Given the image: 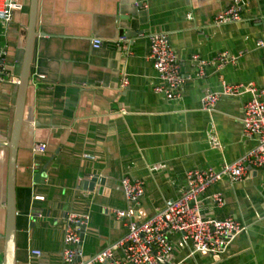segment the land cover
Segmentation results:
<instances>
[{
    "label": "crops",
    "instance_id": "1",
    "mask_svg": "<svg viewBox=\"0 0 264 264\" xmlns=\"http://www.w3.org/2000/svg\"><path fill=\"white\" fill-rule=\"evenodd\" d=\"M9 24L0 22V54L7 51L9 74L18 76L29 24L31 0ZM236 0H39L33 80L23 111L16 172L17 264H63L65 218L71 212L89 217L80 246L89 260L116 246L131 219L142 223L166 202L183 196L186 174L218 169L248 154L256 139L244 135V96H222L214 112L202 98L221 93L224 83L264 87V0L242 1L238 22L216 25V16ZM170 39L186 78L182 96L169 101L154 92L158 73L149 58V37ZM127 36L133 40L122 43ZM100 40L99 49L93 47ZM222 52L238 63L207 68L204 76L192 60ZM45 79H40V75ZM128 85L123 86V79ZM18 86L0 84V144H9L15 120ZM215 127L221 148H213ZM43 144L45 152L34 148ZM93 155L88 160L84 155ZM10 149L0 148V264H4ZM159 167V169H155ZM161 166V168H160ZM47 168L45 184L33 175ZM93 173L104 190L90 192L79 179ZM144 182L138 203L127 200L121 180ZM221 194L218 207L211 199ZM43 196L44 201L35 200ZM207 219L236 218L245 231L218 256L196 252L184 235L170 234L173 255L168 264H264V170H252L238 182L223 179L202 196ZM43 218H30L31 213ZM33 251H40L34 256ZM125 262L124 251L114 249Z\"/></svg>",
    "mask_w": 264,
    "mask_h": 264
},
{
    "label": "built area",
    "instance_id": "2",
    "mask_svg": "<svg viewBox=\"0 0 264 264\" xmlns=\"http://www.w3.org/2000/svg\"><path fill=\"white\" fill-rule=\"evenodd\" d=\"M22 9L19 0H0V22L9 24L14 14ZM242 1L236 0L232 6L219 13L215 18L216 25H225L238 22L241 19ZM122 43L133 41L127 36L120 38ZM150 55L153 66L158 73L159 83L154 92L165 96L169 101L179 100L182 96L186 78L181 72V63L173 49L170 39L164 34H154L149 37ZM100 40H94L93 47L99 49ZM264 46V42H259ZM7 51L0 54V84L9 82L19 84V78L8 72ZM192 60L199 69L200 75L206 74L207 68L214 66L222 69L226 66H235L238 56L222 52L217 56L207 59L199 54ZM45 79V75H40ZM128 85V79H123V86ZM249 99L244 104L243 129L244 135L256 139L257 146L240 159L232 163H225L220 168L206 170H193L186 174V187L183 196L166 202L163 210L152 218L139 223L132 220L131 211H115L118 218L131 219L127 224V234L116 246L109 248L89 260L81 258L80 246L82 243V228L89 223V217L71 212L65 218L63 264H122L116 259L114 249L124 251L125 262L128 264H168L173 255V245L169 240L170 234L184 235L195 245L196 252H204L213 256L223 254L231 242L245 231L236 218L229 216L224 220L207 219L203 216L202 196L217 182L229 179L232 182L243 180L252 170H264V87L255 83H224L221 93L206 95L202 98L203 109L209 113L214 112L222 96H244ZM209 142L213 148H221L215 127L209 131ZM36 152H45L46 146L39 144L34 148ZM88 160H96L93 155H84ZM161 168V166H160ZM159 167L157 166V168ZM99 176L86 173L80 177L81 185L91 182ZM124 194L128 201L138 203L145 195V185L142 180L125 176L121 180ZM212 201L218 207L225 205L221 194H213ZM35 200L44 201L43 196H36ZM43 218L42 213L33 212L30 218ZM34 256H40V251H33Z\"/></svg>",
    "mask_w": 264,
    "mask_h": 264
},
{
    "label": "water",
    "instance_id": "3",
    "mask_svg": "<svg viewBox=\"0 0 264 264\" xmlns=\"http://www.w3.org/2000/svg\"><path fill=\"white\" fill-rule=\"evenodd\" d=\"M38 2L39 0H31L30 10H29V24L26 28L27 35L24 46V54L21 64L20 74L17 76L19 78L18 86V100L15 107V120L13 126V132L11 136V141L8 144H0L1 147H7L10 149V163H9V178H8V198H7V223L6 232L3 236L5 241V251H4V264H17V253H16V218L18 216L17 206H16V172H17V153L19 147V140L21 136V131L24 123L23 111L26 102L27 93L29 91L30 85L33 80V67L35 58V40L37 37L41 36L38 29ZM33 175L34 184H45L47 178V168ZM104 180L95 178L91 182H84L82 188L95 192L99 186V191L104 190ZM86 227L82 228V239L85 234Z\"/></svg>",
    "mask_w": 264,
    "mask_h": 264
}]
</instances>
